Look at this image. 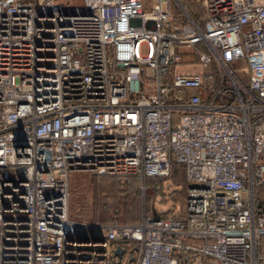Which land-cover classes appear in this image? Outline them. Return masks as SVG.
<instances>
[{
	"label": "built area",
	"instance_id": "2783aa9c",
	"mask_svg": "<svg viewBox=\"0 0 264 264\" xmlns=\"http://www.w3.org/2000/svg\"><path fill=\"white\" fill-rule=\"evenodd\" d=\"M202 3L0 0V264H264V0ZM174 163L173 214L69 215L71 172Z\"/></svg>",
	"mask_w": 264,
	"mask_h": 264
},
{
	"label": "rangeland",
	"instance_id": "374dc122",
	"mask_svg": "<svg viewBox=\"0 0 264 264\" xmlns=\"http://www.w3.org/2000/svg\"><path fill=\"white\" fill-rule=\"evenodd\" d=\"M60 1L79 3L78 0ZM144 1L148 2V0ZM182 4H186L187 8L193 10L191 12L193 14L194 12L203 14L202 0H182ZM172 10H179L176 3H173ZM179 69L192 71L199 67L190 64L181 65ZM173 172L165 177L148 178L144 182L137 177L134 183L127 182V178L121 175H96L89 171L71 172L68 177L69 215L73 219L89 222L97 220L109 222L113 219L134 220L139 218L143 211L166 217V214L170 215L178 209L181 210L185 193L184 173H177L183 181L179 184L174 179ZM142 183L145 185L144 188ZM196 241L201 242V240Z\"/></svg>",
	"mask_w": 264,
	"mask_h": 264
},
{
	"label": "trees",
	"instance_id": "16d2710c",
	"mask_svg": "<svg viewBox=\"0 0 264 264\" xmlns=\"http://www.w3.org/2000/svg\"><path fill=\"white\" fill-rule=\"evenodd\" d=\"M25 1V0H24ZM178 168H180V169H182V167L179 165V164H177V163H174L173 165H172V168H171V172H173V175H174V179H176V182H178L179 184H182L183 183V181H182V178L178 175L179 173L181 174L182 172L181 171H178L177 169ZM178 173V174H177ZM115 176H117V175H115ZM120 176V175H119ZM124 177H126L127 179V182H129V183H134V182H136L137 181V177L138 176H135V175H126V176H124ZM136 180V181H135ZM113 220H117V219H113ZM113 220H110V221H113ZM136 220H138V218L137 219H134V220H129V221H121V220H117V221H120V222H133V221H136ZM92 222H106V220H104V221H102V220H97V221H92Z\"/></svg>",
	"mask_w": 264,
	"mask_h": 264
},
{
	"label": "water",
	"instance_id": "95a60500",
	"mask_svg": "<svg viewBox=\"0 0 264 264\" xmlns=\"http://www.w3.org/2000/svg\"><path fill=\"white\" fill-rule=\"evenodd\" d=\"M124 252V249L121 248L120 246H116L114 249H113V255L114 256H117V257H121L122 253ZM133 259V255H130L128 257V263ZM113 264H118V261H114Z\"/></svg>",
	"mask_w": 264,
	"mask_h": 264
},
{
	"label": "crops",
	"instance_id": "0c3cea01",
	"mask_svg": "<svg viewBox=\"0 0 264 264\" xmlns=\"http://www.w3.org/2000/svg\"><path fill=\"white\" fill-rule=\"evenodd\" d=\"M26 1V0H25ZM60 1V0H59ZM78 1H80V0H78ZM181 2H182V0H181ZM184 7H185V9H186V11L188 12V13H190L193 17H196V16H202L203 14H198V13H196V12H194V14L193 13H191L193 10H190L189 8H187V5L186 4H184ZM185 179V178H184ZM184 183H185V180H184ZM180 186V185H179ZM185 194V193H184ZM184 196V195H183ZM177 204V203H176ZM166 216H168V214H166Z\"/></svg>",
	"mask_w": 264,
	"mask_h": 264
}]
</instances>
